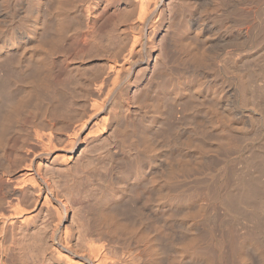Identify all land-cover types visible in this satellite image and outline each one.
Masks as SVG:
<instances>
[{"label":"bare ground","instance_id":"6f19581e","mask_svg":"<svg viewBox=\"0 0 264 264\" xmlns=\"http://www.w3.org/2000/svg\"><path fill=\"white\" fill-rule=\"evenodd\" d=\"M137 1L139 12L132 24L128 14L120 21L110 16L101 22L103 15L91 26L87 21L85 33L100 29L110 44L117 38L118 23L125 22L128 29L120 39L122 44L115 42L119 50L105 56L107 64L85 80L89 81L85 90L81 77L68 72V54L74 44L63 49L55 72L51 60L67 27L80 18L73 19L70 1L30 0L26 14L18 20L12 16L6 24L0 1V174L6 177L0 181V264H183L195 257H202L203 264H264V132L254 133L253 118L241 100H258L262 86L254 78L243 81L232 92V102L226 103L222 82L207 81L208 75L196 69L199 64L187 72L185 80L177 75L158 87L157 83L146 84L144 93L137 94V99L145 100V110L135 124L122 91L133 70L145 62L149 34L156 29L162 3L153 0L151 7L150 0ZM222 3L217 0L214 9H221ZM246 9H227L215 16L216 21L224 23L235 15L242 23L250 14ZM183 20L180 32L173 35H184L189 24L188 18ZM99 39H94L97 47ZM258 44L264 48V30ZM186 56L196 65V53ZM52 84L60 88L53 91ZM92 84L95 88H88ZM61 85L68 90L63 109L51 115L38 109L31 115L26 136L20 137V147L27 156L17 154L16 163L10 167L2 155L8 134L19 128L28 107L45 100L46 92H51V100L60 99ZM165 96H171L173 102H189L186 122L179 119L169 128L161 125ZM121 118L134 122L132 127L118 126L116 130L123 143L133 134L131 141L138 145L136 159L119 162L125 156L123 149L102 146L112 173L103 191L90 195L91 206H83L93 219L88 225L79 223L74 244V232L66 225L69 208L62 196L78 192L82 173L92 160L86 157L65 171L49 174L56 185L43 174V161L55 158L68 165L86 137H101L112 125L111 119ZM184 124L189 127L186 135L182 133ZM167 155L168 159L159 161ZM141 202L145 209L148 205L155 211L172 207L174 210L165 212L163 218L167 223L183 224L181 240L174 242L170 234L162 238L163 242L146 237L137 226L145 219L140 207L135 206ZM117 203L131 206L128 213L137 219L121 221L118 212L127 211H114ZM40 205L39 212L34 213ZM44 209L47 213L40 220ZM124 234L131 239L123 238ZM120 237L121 245H114Z\"/></svg>","mask_w":264,"mask_h":264},{"label":"rangeland","instance_id":"374dc122","mask_svg":"<svg viewBox=\"0 0 264 264\" xmlns=\"http://www.w3.org/2000/svg\"><path fill=\"white\" fill-rule=\"evenodd\" d=\"M17 1L2 0V21L5 22H3V24L8 23L12 16L18 20L28 11L30 0ZM69 1L71 10L73 11V19H76L77 16H80V18L77 20V23L67 27L65 38L62 43L51 53V60L55 62V72L58 68L57 60H59L63 49L67 50L69 45L74 44L73 49L70 51L71 53L68 54V72L75 78L81 77V80L84 81L85 84L89 82L85 80L93 77L94 73H98L99 69L107 64L105 56L113 55L119 50V46L115 42H121L122 44L120 39L122 36L124 37V30L128 29L125 22L118 23L115 31L117 38L114 44H110L107 41L106 33H100V29H97V31L94 28L90 29V32L86 34L87 21H90L89 23L91 26L95 18H103V15L104 18L101 22L110 16L120 21L121 19L123 20L124 15L128 14V23L132 24L138 15L139 3L137 0H98L97 3L91 0ZM216 1L217 0H162L158 24L155 31H151L149 34L150 38L148 40L145 62L133 70L131 80L122 91V98L128 103L129 112L136 118L135 124L138 123L145 110V100L137 99V94L141 92L144 93L143 91L146 84L150 83V85L154 86L157 83L158 87L161 84H165L168 79L177 75H179L178 77H181L182 80H185L188 75L187 72L201 64L200 67L198 66L195 68L198 69L200 73L203 72L204 75H208L205 77L207 81L213 80L216 83L222 82L224 100L226 103L232 102V92L238 89L243 81H250L251 78H254L256 84L262 86L261 90L263 92L258 97V100L254 101L242 98L241 100L244 110L251 114L253 118L255 124L254 133L261 134L264 132V126H262V121L264 120V48L261 47L262 45L258 44V37L264 30V0H223L222 8L217 10L214 9ZM150 5L151 7L153 6V0H150ZM88 6H90V8H88ZM241 6L247 8V12L250 13H248V19L246 18L244 22L239 23L235 15L224 23H218L216 21L215 16H219V14H222L227 9H234L235 7L238 8ZM210 10L215 11L212 14ZM85 18L90 19L86 20ZM184 18H188V29L182 36L173 35L174 33L180 32L183 27ZM197 28H201V31L199 32ZM16 31H18L17 28ZM98 37L100 38V42L97 47L94 43V39ZM187 44H189L188 48ZM188 52L196 53V59L198 60L197 63L195 62L196 65L191 61V63H189L188 57L186 56ZM215 70L220 74H217ZM223 75L227 76L224 81H222ZM124 76L125 74L122 73V78ZM53 85L54 84H52L51 88L53 91H55L56 88H60L57 85ZM85 85L82 86L83 90L87 87V85ZM157 87L153 88L155 91H152L154 97ZM88 88H95V86L92 84L90 87L88 86ZM61 91L63 92V96L57 100H51V92L49 93L48 91V95L45 91L46 93L44 95H47L46 98H44L45 100H41V102L39 100V103L36 101L35 104L33 103L35 107L32 104L31 108L28 107L27 111L25 110V113H22L23 115L20 118L19 128L12 130L8 134L2 150V155L10 167L16 163L17 154L20 156H27L26 150L20 147V137L24 139L26 136L31 115H34V112L38 109L39 113L45 115H51L63 109L62 107L68 100L66 96L68 91L67 86H62ZM188 104L189 102H187V100L173 102L171 96H165L161 107V125L169 128L172 125H176L179 119L186 122L185 118L189 114ZM126 121L129 120L123 118L119 120L111 119L109 123L112 125L109 126L101 137H96L95 134L86 137L84 141L77 146L68 165L60 164V161L55 160V158L43 161V174H47L46 176L49 182H54L53 177L49 174H57L58 170L65 171L66 169L64 168L82 163L86 157L92 160L91 165L85 169L86 173H82V180L77 186L79 188L77 189L78 192L81 190L80 193L74 191L69 195L62 196V199L67 203L69 208L66 215V225H70L74 232L72 239V243L74 244L78 240L79 223L84 224L85 222L84 225H88L89 221L93 219L92 214L88 209L85 210L83 206L87 204L91 206L93 198L90 197V195L98 192L101 193L107 185L108 179L112 173L109 168L111 162H108L107 158L104 159L103 156H105V153L102 151V146L106 145L113 150L123 149L125 156L120 157L119 162H133L136 159L138 145H135V143L131 141L133 140L131 139L133 134H130L131 138L130 136L128 137L130 140L123 143L116 130L118 126L125 129L127 126L131 125L130 127H132L134 124L133 121H130L131 124ZM188 128V125H183L182 133L184 135L188 133ZM243 128H248L246 123L243 124ZM86 133L87 132L83 134V137H85ZM101 151L102 153H100ZM168 156L169 155H167V157H161L159 161L164 158L168 159ZM54 157L56 156L54 155ZM172 159L175 158L171 157L170 160ZM216 168H218L217 164ZM193 178L192 176L191 179ZM59 179L61 178H58V180ZM1 180L5 181L6 177H1L0 174V181ZM62 180L60 181L61 183ZM54 185H56L55 182ZM82 199L85 200L86 203L82 202ZM135 206L140 207L145 217L142 223L138 221L137 226L141 228L144 235L151 239V241L157 238L162 241V238H164L166 234H170L174 242L181 240L184 234L183 224L177 221L167 223L163 218L165 212L174 210L172 207L167 206L163 207L160 211H155V209L148 207V205L145 209V205L142 202L135 204ZM131 208V206H119L118 203L112 207L116 212L117 210L121 212V209H126L127 214L118 212L119 218L123 222L133 218L137 219V217L132 216V213H128ZM40 209L41 205L34 213L39 212ZM46 213V209L42 210L39 216L42 218H40V220H43V216ZM18 225L19 223L16 229L19 231L20 225ZM32 229L33 226H31V230ZM123 238L131 239L130 235L126 234H124ZM121 242L122 238H117L114 245L120 246ZM183 264H203V258H190L185 260Z\"/></svg>","mask_w":264,"mask_h":264}]
</instances>
